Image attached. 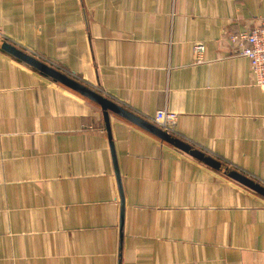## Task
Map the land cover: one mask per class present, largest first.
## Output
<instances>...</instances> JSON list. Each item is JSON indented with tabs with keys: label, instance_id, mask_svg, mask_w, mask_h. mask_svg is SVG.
Returning a JSON list of instances; mask_svg holds the SVG:
<instances>
[{
	"label": "crops",
	"instance_id": "1",
	"mask_svg": "<svg viewBox=\"0 0 264 264\" xmlns=\"http://www.w3.org/2000/svg\"><path fill=\"white\" fill-rule=\"evenodd\" d=\"M263 19L264 0H0V264H264L263 196L1 48L150 124L175 112L170 135L264 186V90L229 40Z\"/></svg>",
	"mask_w": 264,
	"mask_h": 264
},
{
	"label": "water",
	"instance_id": "2",
	"mask_svg": "<svg viewBox=\"0 0 264 264\" xmlns=\"http://www.w3.org/2000/svg\"><path fill=\"white\" fill-rule=\"evenodd\" d=\"M4 51L8 52L9 54L15 56L16 58L24 61L25 63L31 65L32 67L36 68L37 70L41 71L42 73L46 74L47 76L53 78L54 80L76 90L77 92L81 93L82 95L88 97L89 99L95 101L101 106V109L104 112V117L106 123L109 122V111L120 115L121 117L140 125L144 129H147L151 133H154L158 137L162 138L163 140L167 141L174 147L182 150L186 154H190L194 158L204 162L206 165L211 167L214 170L222 172L235 182H239L240 184L246 186L250 190L257 192L259 195L264 197V186L260 185L253 179L241 174L238 170L232 169L227 165L223 164L222 162H218L217 160L213 159L211 156L202 153L201 151L197 150L190 144H186L183 141L177 139L176 137L162 131L157 126L148 123L147 121L141 119L140 117L132 114L131 112L123 109L122 107L116 105L115 103L107 100L106 98L102 97L98 93L90 90L89 88L75 82L74 80L68 78L67 76L63 75L62 73L57 72L56 70L45 66L43 63L39 62L38 60L32 58L31 56L25 54L24 52L16 49L15 47L3 44L1 47ZM112 152L114 153L113 145L111 143ZM115 167L117 168L116 160L114 158ZM118 169V168H117ZM118 171V170H117ZM119 179V178H118Z\"/></svg>",
	"mask_w": 264,
	"mask_h": 264
},
{
	"label": "built area",
	"instance_id": "3",
	"mask_svg": "<svg viewBox=\"0 0 264 264\" xmlns=\"http://www.w3.org/2000/svg\"><path fill=\"white\" fill-rule=\"evenodd\" d=\"M229 40L238 48L239 55L250 61L251 71L257 87L264 90V19L261 25L247 33L232 35ZM196 62H204L205 46L197 45L194 48ZM178 119L175 112L168 110L157 111L153 123L162 131L170 134L174 131Z\"/></svg>",
	"mask_w": 264,
	"mask_h": 264
}]
</instances>
